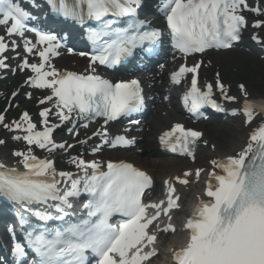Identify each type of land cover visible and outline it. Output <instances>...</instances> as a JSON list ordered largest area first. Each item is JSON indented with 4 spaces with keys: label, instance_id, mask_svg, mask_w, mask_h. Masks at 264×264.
<instances>
[{
    "label": "snow or ice",
    "instance_id": "snow-or-ice-1",
    "mask_svg": "<svg viewBox=\"0 0 264 264\" xmlns=\"http://www.w3.org/2000/svg\"><path fill=\"white\" fill-rule=\"evenodd\" d=\"M48 2L53 12L66 19L80 25L95 23L88 30V38L96 45L92 65L111 68L130 57L135 49L147 45L146 50L153 52L160 43L161 32L138 15L143 0H74L71 6L67 0ZM159 10L171 30L173 47L185 56L209 48L233 47L248 27L245 10L264 15L261 8L250 7L248 0H162ZM32 20L33 14L22 3L0 0V26L5 27L7 36L23 38L33 32L38 37L36 43L25 40L24 49L28 53L35 50L41 62L29 63L25 59L23 67L35 74L29 78L32 87L51 92L39 103L53 102L51 108L44 107L38 114L43 131L36 130L37 124L27 111L12 124L5 123L6 117L0 115V125L22 132L13 138L29 146L27 151L14 152L25 171L0 163V198L29 206L25 207L29 215L18 213L26 244L15 243L12 254L19 264H28L30 254L36 257L32 264H148L158 255V233L177 231L170 222V212L180 207L174 184L165 182L166 202H145L146 190L153 186L152 177L131 163L108 162L104 171L100 162L74 157L72 163L78 173L58 171L55 160L40 159L31 147L49 154L63 151L74 146L57 143L53 138L62 124H72L71 132L75 121L85 122L82 126L87 128L97 118H104L106 125L140 112L144 107L140 82L133 79L113 84L96 74L95 67L89 74L58 70L51 60L59 55L61 37L29 27ZM252 27L264 30V20H256ZM253 39L264 44L256 36ZM8 49L5 36H0V68H7L4 54ZM199 68L200 64L182 65L171 75L172 82L180 84L187 74H192L191 87L183 96L184 106L193 115L200 114L206 106L225 111L213 98L212 83L206 85V91L198 86ZM216 86L225 100L237 99L228 94L219 76ZM240 89L245 100L242 110H234V114L242 111L245 122L251 124L257 116L264 115V99L250 100L244 85ZM53 112L60 124L50 123ZM94 135L112 148H127L135 143L125 136L110 140L106 129ZM202 135L177 123L159 140L172 152L195 159ZM4 143L0 140V144ZM101 147L97 145L93 151ZM211 164L213 171L205 188L208 199L199 200L184 224L188 242L171 250L173 264H264V123L251 132L239 152L213 159ZM202 171L196 170L197 179ZM191 175L185 172L175 179L187 185ZM31 206L36 207L33 210ZM162 215L169 221L163 229L159 223ZM116 217L119 219L114 223ZM10 231L15 236V230Z\"/></svg>",
    "mask_w": 264,
    "mask_h": 264
},
{
    "label": "bare ground",
    "instance_id": "bare-ground-1",
    "mask_svg": "<svg viewBox=\"0 0 264 264\" xmlns=\"http://www.w3.org/2000/svg\"><path fill=\"white\" fill-rule=\"evenodd\" d=\"M251 2L253 5L258 4V7L261 8L262 12H264V0H251ZM254 18L264 20V15H261L260 17L256 16ZM252 23L253 20H250L246 29V33L258 35L264 41V30L252 27ZM1 30L2 31H0V35H2L4 32L3 28H1ZM71 42H74L73 39H71ZM11 47H13V45ZM262 54L263 52L257 50L255 46L246 44L243 49L230 50L226 53L210 52L204 54L201 57L194 58L190 63L193 65L196 59L203 62L204 65L199 71L200 82L203 86L209 83L216 84L217 76H219L220 82L228 88V94L237 97V99L229 106L236 109L241 108L242 104L244 103V92L237 89L234 85H230L221 73L220 68L222 65H229L235 61H239L247 57H251L257 62ZM14 62L16 63V60H14ZM52 64L55 65L58 70L74 68L76 71L82 74H89L91 72L89 70V66L86 64V61L80 59L79 57H67L66 55L59 54L53 60ZM167 65L168 67L165 72L156 71L151 75H144L140 77L141 81H143L147 87L149 96H154L155 101L152 103V115L147 117L144 124H140L139 126L132 128L133 136H136L138 140L136 146L130 150H117L106 153H114L120 160L130 159V161L147 170L155 178L154 189H161L165 181L177 182L175 178L177 176L183 177V171L192 173V175L188 177L190 182L186 187L177 185V192L181 199V203L183 207L187 209V204L190 205V202L198 203L200 199L207 200V197L203 192V182L209 177V173L213 171L211 161L213 159H222L229 155H235L242 148H244L249 140L251 132L261 123H264V118L262 116H257L252 124L246 126L244 124V119L238 117L236 121V129L233 130L231 137H229L227 141L223 143L219 142L218 140H214L217 139L216 134L213 135L214 139L211 138L210 134L213 132V127L216 128L218 132L222 129H226L229 126L228 122L223 120L219 123H204L202 126L204 135L198 145V156L195 164H191L187 160L178 158H150V155L160 153L157 140L161 133L169 130L175 122L191 125L189 121L190 119L188 120L183 116L180 106L177 104L178 92L182 93L186 90V87L183 89L175 88L174 90H167V80L165 75L166 72L171 71V68L169 67L171 65ZM115 79H118V77H115ZM21 90L22 89L19 91L21 92ZM38 90L42 94L41 97H45L51 93L49 90ZM245 90L248 93L247 98L250 100L260 101L264 99V73L259 79L258 88L256 91H250L247 86L245 87ZM167 95L169 100L164 102L163 100L167 97ZM31 111L34 113L33 109H31ZM163 113H165V115H163ZM50 120L57 122V119L52 115ZM116 125L121 126V123ZM145 125L146 127H150V132L148 134L144 131ZM89 143L97 144L99 141L96 139ZM85 148L86 146L80 147L81 154H84ZM33 153L35 154V151H33ZM46 157L48 159L54 158L53 155L49 154L46 155ZM0 163H4V159L2 157H0ZM196 168L203 169L198 182H195ZM179 214H181V211L176 213V215ZM176 244V241L172 243L163 254L166 261H168L169 256L171 255V250L175 248Z\"/></svg>",
    "mask_w": 264,
    "mask_h": 264
},
{
    "label": "rangeland",
    "instance_id": "rangeland-1",
    "mask_svg": "<svg viewBox=\"0 0 264 264\" xmlns=\"http://www.w3.org/2000/svg\"><path fill=\"white\" fill-rule=\"evenodd\" d=\"M255 64L256 63H254L252 60L249 59L248 62H244L242 64L233 63L231 64L229 69L226 70L225 68H223L222 71L226 73L225 77L228 82H231L235 85L240 82H243L251 88H252V85L257 88L256 85H258V80L261 77V75L264 73V62L260 60L259 62H257L256 66ZM234 67L239 68V73H241V75H234V72H233ZM8 85L9 83H7V86ZM7 86L4 85L3 89H5ZM6 91L7 90H5V92ZM234 129H235V121H233V125H231V130L229 132H226L225 134L222 133V136L218 138V141L226 142L227 139L231 136L230 135L231 131ZM8 131H9L8 129L5 130V134H7ZM219 133L220 132H218V134ZM0 136H3V133H1ZM10 148L11 147H6L5 149H3L2 154L5 156L7 154L10 155L11 152H8Z\"/></svg>",
    "mask_w": 264,
    "mask_h": 264
}]
</instances>
